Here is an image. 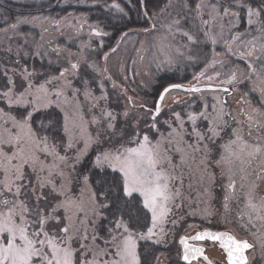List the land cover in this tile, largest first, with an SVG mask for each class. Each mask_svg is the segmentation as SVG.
<instances>
[{
  "label": "snow or ice",
  "instance_id": "1",
  "mask_svg": "<svg viewBox=\"0 0 264 264\" xmlns=\"http://www.w3.org/2000/svg\"><path fill=\"white\" fill-rule=\"evenodd\" d=\"M128 3L132 8L116 0L106 5L113 16L90 24V35L107 37L105 28H111L117 32L111 49L116 52L132 38L130 33L143 34L138 56L143 63L140 53H150L148 66L155 71H145L149 79L142 84L159 86L154 106L137 103L124 90L121 113L104 107L99 117L87 119L99 100L108 97L93 96L87 80L81 79L82 88L74 84L70 76H80L82 61L73 60L70 52V67L58 75L21 66L17 80L15 68L4 71L0 264H164L161 257L171 264L169 241L185 220L183 210L202 218L213 215L218 190L223 193L225 230L180 236L178 260L214 264L203 246L211 242L222 250L224 264H264V0ZM44 20L21 19L10 28L15 32L20 24ZM52 23L59 28L61 21ZM52 51L59 56L63 49ZM201 55L204 65L193 76L196 83L162 82L161 73ZM83 63L97 71L95 64ZM225 66L228 71L222 72ZM245 81L259 91L261 106L241 95L232 111L221 94L230 96ZM173 92L190 98L187 110L171 111L164 119L163 102ZM192 98H198V109ZM173 102L181 103L177 98ZM134 109L147 115H132ZM53 110L62 114V121ZM233 203L238 206L235 217Z\"/></svg>",
  "mask_w": 264,
  "mask_h": 264
},
{
  "label": "rangeland",
  "instance_id": "2",
  "mask_svg": "<svg viewBox=\"0 0 264 264\" xmlns=\"http://www.w3.org/2000/svg\"><path fill=\"white\" fill-rule=\"evenodd\" d=\"M8 3H12V5H26L33 4L38 5L41 1L44 0H3ZM74 9H78V11L85 9L86 12L78 13V11H71L66 16L57 17V16H45L38 15L36 17L48 18L44 20L43 23L36 24H20L15 32L10 29L8 32L4 30L0 32V56L3 53V57L6 58L5 61L1 60L0 64L10 63L7 69H11L14 66L17 68L20 67L23 63L24 59L29 58L30 56L35 57L38 61L44 62L48 64L52 69L47 71V74H57L64 67H70L68 65L66 57H68L69 52L72 53L73 60H80L81 63V71L79 77H71L73 82L78 87H83L81 84V79L88 81V87L91 89L93 96L100 97L102 95H107V100H99V106L92 110L91 113H87L86 118L91 119L92 115H96L99 117L101 115V108L106 107L108 110L113 111L114 113H121L126 105V98L122 95L124 90H127V94L132 96L137 103L143 101L149 106H154L156 102H151L147 99V94L151 89L143 86L142 82L147 81L149 77L145 76L143 73L145 71L154 72V66L149 68L148 60L150 59V53L142 52L141 55H144V62L141 63L138 56V49L140 48L139 41L143 40V34L137 36L136 34H130L131 39H126L121 42L120 47L116 52H102L104 48V39L103 37L97 38L90 35V24H96L95 22H91L92 13L95 11H99V9H95L96 5H89L87 3H79L73 5ZM88 11H90L88 13ZM107 11V10H106ZM107 13H110L107 11ZM91 17V18H90ZM35 16L31 17H23L17 19L15 22L21 19H33ZM86 18L87 22H84ZM52 21H61L59 28L55 27ZM25 27V28H22ZM45 29H47L45 31ZM24 31V34L22 33ZM26 32V33H25ZM33 32V34H32ZM35 33V34H34ZM37 35V36H36ZM43 36V39H41ZM10 37V39H9ZM179 39V38H178ZM116 45V42H115ZM61 48L63 51L60 52L59 56L52 51L53 48ZM115 47V46H114ZM8 48H11L12 51L9 53L7 51ZM211 49V46H210ZM218 51H223V48L217 46ZM19 51L20 55L17 56L16 53ZM40 52L41 55L37 56L36 53ZM25 53H28L25 56ZM47 53V55H44ZM108 55V60L105 61L103 59L104 55ZM211 57V54L209 58ZM23 58V59H22ZM20 61V64H15L16 60ZM235 59V58H232ZM49 60H51V64H49ZM84 60H87L90 64H95L97 66V71H93L91 68H88L86 64L83 63ZM136 61V63H133ZM237 64H240L241 67L244 66L242 61H236ZM19 65V66H18ZM196 66H201L197 73L203 70L204 59L201 55L199 59L195 61H181L172 72L165 73H174L176 71H182L184 68H189ZM234 66V65H233ZM219 68V65L217 66ZM107 68V72H104V69ZM211 69L209 72L211 73ZM228 71V66H225L222 69V72ZM20 72V71H18ZM136 73H139L137 75ZM196 73V74H197ZM11 74V73H9ZM162 74V73H161ZM192 75L191 84L196 83L193 79ZM111 76L112 80H108L107 77ZM16 77L19 78V73H16ZM15 77V78H16ZM127 77V78H125ZM42 78V77H38ZM224 76L221 75V79ZM253 79H255L253 77ZM112 81L116 82V87H113ZM103 85V87H101ZM188 85V84H186ZM244 89H240V87ZM252 83L251 81H245L244 83L238 86V90L233 92L230 96L226 94H221L224 99L229 101V106L232 111L237 110L239 107L236 103L237 99L241 95H246V98L251 101L252 105L255 107L261 106L262 97L259 91H252ZM210 95L211 94H207ZM173 98H177L181 101L180 104H175L173 102ZM81 101H83V96H80ZM190 98L183 93L173 92L169 94L164 102H163V112L161 113V117L167 119L171 111H181V109H185V102ZM194 107L198 109L200 107V103L198 98H192ZM157 101V99H156ZM3 102H0V107H2ZM87 111V105L85 106ZM187 110V109H185ZM139 113L141 116H146L143 109H134L132 115H137ZM183 114V113H182ZM121 122L122 117H121ZM143 124V120H141V125ZM95 126L90 128V131H94ZM262 194H264V186H262ZM223 193L218 190V198L213 201L212 209L213 215L202 218L201 215H187L190 209L185 208L183 211L185 213V220L178 226L177 231L175 233V238L169 241V250L175 249V257L178 247L177 241L179 237L182 235H188L192 230H198L203 226H212L219 225L220 227L226 228L225 223V210L222 204ZM194 207V206H193ZM231 217H235L236 211L238 210V206L233 203L232 206ZM189 225H192L189 228ZM171 227V225H169ZM228 229H232V224H227ZM241 237L248 238L250 241L252 237L250 235H245L244 233H240ZM164 264H169L168 260H165L161 257Z\"/></svg>",
  "mask_w": 264,
  "mask_h": 264
},
{
  "label": "trees",
  "instance_id": "3",
  "mask_svg": "<svg viewBox=\"0 0 264 264\" xmlns=\"http://www.w3.org/2000/svg\"><path fill=\"white\" fill-rule=\"evenodd\" d=\"M87 3L89 5H96L95 9H99V11H95L92 13L91 22L97 23L98 21H107L109 18L113 16V14L107 13L108 8L106 5L110 4L112 0H44L41 1L38 5L33 4H26L22 5H12V3L5 2L3 0H0V32L7 29L6 32H8L11 28L10 25L12 23H15L17 19L23 18V17H31V16H38V15H45V16H57V17H63L66 16L71 11H78V9H74V4L79 3ZM116 2L121 3V6L132 8V5L128 3V0H116ZM134 2V0H133ZM107 10V11H106ZM86 12L85 9H82L78 11V13ZM90 11H88L89 13ZM135 10L133 9V15ZM25 28V27H22ZM106 31L110 32V35L107 37H103L104 39V48L102 49V52L108 53L111 51V49L115 46L116 42V36L117 32L112 31L111 28H105ZM24 34V31H22ZM26 33V32H25ZM33 34V32H32ZM35 34V33H34ZM134 34V33H130ZM37 36V35H36ZM206 51L208 52L209 56L211 54L210 45L207 46ZM1 52V51H0ZM3 53L1 54L0 58L1 60L5 61L6 58L3 57ZM23 59V58H22ZM10 66V63L6 64H0V84H3L6 80V77L4 75L5 69ZM19 66V65H18ZM21 66H26L30 70L35 69L37 72H41L46 74L47 71L49 72L52 67H50L48 64L38 61L35 57L30 56L27 59L23 60V63ZM201 66L194 65L193 67L184 68L182 71H176L174 73H162L161 78L163 83H183V84H190L191 78L193 74H196ZM13 68L16 69V73H19L20 67L17 68L14 66ZM18 80L19 78L16 77ZM42 79V78H39ZM242 86L240 89H244ZM158 91L159 86H157L156 89H151L150 92L146 95L147 99L151 102H156V99L158 98ZM5 105L2 104V107ZM55 112V115L58 119H61L62 121V114L58 110H53ZM175 249H172L171 254V264H182L176 257H175Z\"/></svg>",
  "mask_w": 264,
  "mask_h": 264
},
{
  "label": "flooded vegetation",
  "instance_id": "4",
  "mask_svg": "<svg viewBox=\"0 0 264 264\" xmlns=\"http://www.w3.org/2000/svg\"><path fill=\"white\" fill-rule=\"evenodd\" d=\"M212 230V231H217V230H225V228L220 227L219 225H214L212 226H203L198 230H192L188 235H195L197 231H202V230ZM179 241H177V246L179 250ZM203 246L205 247V254L209 257L210 260L214 262V264H224V254L223 252L219 249L218 246L213 245L211 242H203ZM177 250V251H178ZM172 252V250H169V253Z\"/></svg>",
  "mask_w": 264,
  "mask_h": 264
},
{
  "label": "water",
  "instance_id": "5",
  "mask_svg": "<svg viewBox=\"0 0 264 264\" xmlns=\"http://www.w3.org/2000/svg\"><path fill=\"white\" fill-rule=\"evenodd\" d=\"M157 102V101H156ZM178 244H179V242H178ZM221 250V249H220ZM222 251V250H221ZM182 263H183V261H181Z\"/></svg>",
  "mask_w": 264,
  "mask_h": 264
}]
</instances>
